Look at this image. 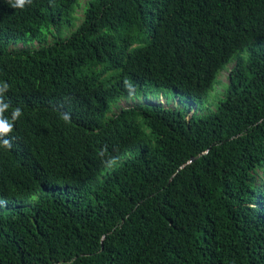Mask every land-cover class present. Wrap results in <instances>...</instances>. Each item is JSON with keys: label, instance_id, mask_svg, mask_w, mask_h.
<instances>
[{"label": "trees", "instance_id": "trees-1", "mask_svg": "<svg viewBox=\"0 0 264 264\" xmlns=\"http://www.w3.org/2000/svg\"><path fill=\"white\" fill-rule=\"evenodd\" d=\"M79 2L0 0V264H264V0Z\"/></svg>", "mask_w": 264, "mask_h": 264}, {"label": "clouds", "instance_id": "clouds-1", "mask_svg": "<svg viewBox=\"0 0 264 264\" xmlns=\"http://www.w3.org/2000/svg\"><path fill=\"white\" fill-rule=\"evenodd\" d=\"M31 0H14V3L12 4L13 7L23 8L26 4H30ZM223 72V71H222ZM221 72V73H222ZM220 75V74H219ZM219 77V76H218ZM218 81V78H217ZM219 83V82H218ZM8 89V84L4 83L2 87H0V95H2L6 90ZM219 92L216 94L218 95ZM214 95V96H216ZM173 97V96H171ZM9 105L5 103L2 99H0V146L10 148L11 142L8 139H4L9 133L12 132L14 122L16 119H18L21 116V110L19 108H16L12 112V119L9 121L4 117V112L8 109ZM68 114H64V119L67 120Z\"/></svg>", "mask_w": 264, "mask_h": 264}, {"label": "rangeland", "instance_id": "rangeland-1", "mask_svg": "<svg viewBox=\"0 0 264 264\" xmlns=\"http://www.w3.org/2000/svg\"><path fill=\"white\" fill-rule=\"evenodd\" d=\"M85 5L86 4H83L82 3V0H80V2H79V4L77 5V8H79V7H83V11L85 10ZM76 16V15H75ZM77 17V16H76ZM231 67H232V64H230L228 67H227V69H225L222 73H220V75H219V77H218V81H216V84H215V86H214V91H213V96L214 95H216L218 92H221L222 91V89L224 88V86L226 85V83H227V79H226V77H227V75H228V72H229V70L231 69ZM219 82V83H218ZM151 88L155 91V92H157V93H159L158 92V90L156 89V88H154L153 86H151ZM171 96H172V94H171ZM103 173H105V171L103 172ZM1 207V206H0ZM7 210L8 209H10L11 208V206H4Z\"/></svg>", "mask_w": 264, "mask_h": 264}]
</instances>
